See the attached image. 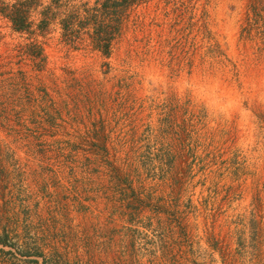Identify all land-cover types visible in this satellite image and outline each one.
I'll return each instance as SVG.
<instances>
[{"label":"rangeland","instance_id":"374dc122","mask_svg":"<svg viewBox=\"0 0 264 264\" xmlns=\"http://www.w3.org/2000/svg\"><path fill=\"white\" fill-rule=\"evenodd\" d=\"M18 2L39 25L51 0H1ZM249 5L123 6L109 56L0 15V237L17 246L0 264H33L25 237L41 264H264V0Z\"/></svg>","mask_w":264,"mask_h":264},{"label":"trees","instance_id":"16d2710c","mask_svg":"<svg viewBox=\"0 0 264 264\" xmlns=\"http://www.w3.org/2000/svg\"><path fill=\"white\" fill-rule=\"evenodd\" d=\"M137 1L141 0H51L49 6L43 13H40L43 18L38 25L33 15L39 6L37 3H32L30 0L32 5L27 10H24L26 8L24 2L5 5L0 0V15L11 22L15 32L28 33L32 36H35L37 33L36 30H33L35 26L43 27L45 28L44 30H47L52 25L59 24L61 30L64 32L63 35L66 37V41L74 49L91 48L101 52L105 56H109L113 42L121 32V7L129 6ZM212 1L208 0L209 3ZM259 1L261 0H250L249 8L251 9L249 10L255 12L254 10L257 9ZM112 7L115 9L113 10ZM254 15H257V13L255 12ZM248 17V21L251 22L252 18ZM206 35L210 51L220 50L218 45L213 43L212 34L207 32ZM26 54L32 59H40L41 56L35 51ZM30 105L33 104H24V106ZM41 152L44 153L43 151ZM41 155L42 157L45 156V154ZM25 238L26 242L24 245L26 248L23 256L30 258V262L33 264L43 263L41 260L45 258V255L41 245L37 242L32 243V238L30 237ZM10 239L8 235L0 237V245L15 250L17 246L9 241ZM0 250L5 253L2 249ZM8 254L12 255L13 251H9Z\"/></svg>","mask_w":264,"mask_h":264}]
</instances>
